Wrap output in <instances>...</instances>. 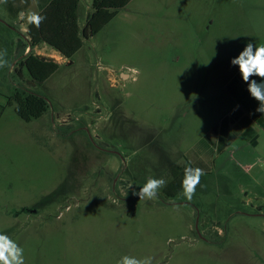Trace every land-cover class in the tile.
Returning <instances> with one entry per match:
<instances>
[{
	"label": "rangeland",
	"instance_id": "obj_1",
	"mask_svg": "<svg viewBox=\"0 0 264 264\" xmlns=\"http://www.w3.org/2000/svg\"><path fill=\"white\" fill-rule=\"evenodd\" d=\"M1 30L17 45L0 68V234L25 264H264V160L247 164L255 151L242 137L206 152L205 166L196 150L232 105L231 60L264 44V0H132L71 59L40 55L61 62L43 82L16 61L26 23L1 8ZM216 39L229 52L210 55ZM18 89L48 111L20 118ZM191 163L205 173L192 200L169 195ZM149 178L166 186L140 200Z\"/></svg>",
	"mask_w": 264,
	"mask_h": 264
},
{
	"label": "trees",
	"instance_id": "obj_2",
	"mask_svg": "<svg viewBox=\"0 0 264 264\" xmlns=\"http://www.w3.org/2000/svg\"><path fill=\"white\" fill-rule=\"evenodd\" d=\"M132 0H92L91 14L86 26L81 31L78 22V10L81 0H50L41 8L39 14L46 17L39 28L28 25L27 35L31 48L40 44H47L60 52L66 58L71 59L83 46V40L89 39L102 31ZM10 2V4H9ZM14 0H6L8 12L13 17L20 11L14 10ZM12 5V7H11ZM21 67L28 70L33 81H46L60 67V64L51 59H45L36 55L33 51L21 61ZM9 104H16V114L27 122L42 117L49 109L48 101L33 91L18 89L9 98ZM245 136L255 145L253 129L245 132ZM184 179H176L169 187V195H175L181 188ZM177 190V191H176Z\"/></svg>",
	"mask_w": 264,
	"mask_h": 264
},
{
	"label": "crops",
	"instance_id": "obj_3",
	"mask_svg": "<svg viewBox=\"0 0 264 264\" xmlns=\"http://www.w3.org/2000/svg\"><path fill=\"white\" fill-rule=\"evenodd\" d=\"M49 1L50 0H14L13 8L14 10L20 11V13L17 16L12 17L8 12V6L6 5V2L0 0V10L1 8L4 9L10 22L12 23L21 22L24 24L26 23L28 29L29 23H27L26 19H21V14L22 13L26 14L29 11L39 13L41 11V8L45 6ZM87 9L88 12L92 10L89 7V4H87ZM79 10H80V6H79ZM78 22H79V16H78ZM1 31L2 32H0V35L5 36L6 31L5 30H1ZM227 37L228 39H226V41L230 43L232 37L230 36ZM249 37L251 39L253 38V36H249ZM1 38H0V50H6V52L14 51V48L17 44L15 42H12V44L9 45L8 42L6 41L3 42ZM25 40L26 41L22 42V46L18 45L17 47V51H16L17 64L19 60L22 61L24 59L23 57L27 56L30 51H33L36 55L39 56L43 54V55H50L56 58L57 57L62 58L63 61L66 59L60 54V52H58L57 50H55L54 48H52L51 46L45 43L40 44L34 48H31L28 35L27 37H25ZM210 51H211L210 55L215 54L216 56L217 55L220 56L224 52H229L228 49L225 50L221 46V42L217 41V39L214 41L213 45L211 46ZM60 63L61 62H59V64ZM19 65L21 67V64ZM222 67H223L222 65L218 66L217 69V66L214 65V68L217 69L218 71H221ZM18 70H20V68ZM236 75L240 79L238 81V84H236L235 91L233 92L231 91V93L228 94V97H231L233 102L230 107V110L225 115L221 128L219 127L213 129L209 133L204 134L202 139L199 141L198 147L196 149L199 152L197 156V160L199 161L198 164L199 166H205L203 165L205 162L204 160L207 157H209L208 154H206V152L226 151L227 149H229L234 145L235 141L239 137L244 138L247 141V143L253 147L255 151L254 161L252 163H247L249 166H255V164H257L261 160H264V113L256 111V109L259 107V102L251 97L250 93L247 90L248 86L245 82H243L239 70L237 71ZM252 79L257 80L258 83L261 82V79L258 77H252ZM249 129H253V134H254L253 137L256 139L255 145H253L250 142V140L245 136V132ZM240 157H242V154L240 155ZM193 164L194 163H191L189 166L191 167L195 166Z\"/></svg>",
	"mask_w": 264,
	"mask_h": 264
},
{
	"label": "clouds",
	"instance_id": "obj_4",
	"mask_svg": "<svg viewBox=\"0 0 264 264\" xmlns=\"http://www.w3.org/2000/svg\"><path fill=\"white\" fill-rule=\"evenodd\" d=\"M21 19H26L27 23L39 28L46 17L29 11L26 14L22 13ZM6 55V50H0V68H4L8 64ZM231 64L238 66L241 78L248 86V92L252 98L259 102L256 111L264 113V45L257 46L251 42L247 43L239 55L231 60ZM252 77L260 78L261 82L258 83ZM204 174V170L201 168L191 166L185 168L182 186L183 195L187 200H192ZM165 186L164 179L149 178L139 191L133 194L138 195L140 200H153L158 198L160 190ZM0 264H25L23 248L6 234H0ZM119 264H151V258L136 260L123 257Z\"/></svg>",
	"mask_w": 264,
	"mask_h": 264
},
{
	"label": "water",
	"instance_id": "obj_5",
	"mask_svg": "<svg viewBox=\"0 0 264 264\" xmlns=\"http://www.w3.org/2000/svg\"><path fill=\"white\" fill-rule=\"evenodd\" d=\"M128 76H129L128 74L123 73V77H124V78H126V77H128Z\"/></svg>",
	"mask_w": 264,
	"mask_h": 264
}]
</instances>
